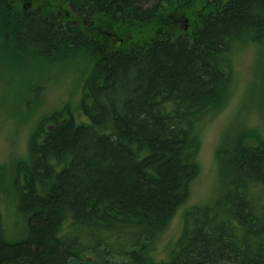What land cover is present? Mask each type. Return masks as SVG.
<instances>
[{"label": "trees", "instance_id": "16d2710c", "mask_svg": "<svg viewBox=\"0 0 264 264\" xmlns=\"http://www.w3.org/2000/svg\"><path fill=\"white\" fill-rule=\"evenodd\" d=\"M27 1L0 0V41L86 59L87 121L41 116L7 181L0 164L22 229L0 210V264H264V136L242 124L217 146L218 195L151 257L198 174L199 121L227 102L231 53L264 47V0Z\"/></svg>", "mask_w": 264, "mask_h": 264}, {"label": "rangeland", "instance_id": "374dc122", "mask_svg": "<svg viewBox=\"0 0 264 264\" xmlns=\"http://www.w3.org/2000/svg\"><path fill=\"white\" fill-rule=\"evenodd\" d=\"M22 3L24 8L30 6L27 0ZM230 65L232 82L227 102L199 121V171L191 183L189 198L154 245L151 257L155 262L169 255L182 231L184 211L218 195L221 183L216 149L223 134L242 124L264 136V47L257 43L239 45L230 55ZM88 71L89 64L82 57L46 62L32 51L3 46L0 41V164L7 170L2 175L5 181L10 179L15 161L26 156L29 136L39 117L70 110L76 122L87 121L79 103ZM31 100L37 103L27 104ZM3 195L0 194V210L6 230L17 238L22 229L17 224L15 199Z\"/></svg>", "mask_w": 264, "mask_h": 264}]
</instances>
